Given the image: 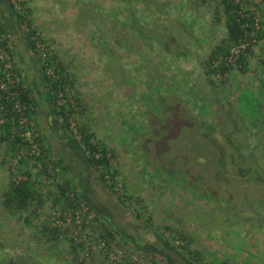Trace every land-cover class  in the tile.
<instances>
[{
    "label": "rangeland",
    "instance_id": "rangeland-1",
    "mask_svg": "<svg viewBox=\"0 0 264 264\" xmlns=\"http://www.w3.org/2000/svg\"><path fill=\"white\" fill-rule=\"evenodd\" d=\"M16 1L31 25L12 19L0 53L32 106L21 119L27 145L0 141V264H264V38L244 49L242 68L235 57L246 43L231 48V69L207 73L204 61L225 35L218 0ZM6 17L1 1L0 22ZM30 26L42 62L55 59L45 71L67 76L66 127L50 122L21 36ZM78 126L107 151L103 178L104 167L68 142L81 140ZM41 151L49 175L31 163ZM17 179L42 202L3 208ZM80 204L91 221L76 222Z\"/></svg>",
    "mask_w": 264,
    "mask_h": 264
},
{
    "label": "trees",
    "instance_id": "trees-1",
    "mask_svg": "<svg viewBox=\"0 0 264 264\" xmlns=\"http://www.w3.org/2000/svg\"><path fill=\"white\" fill-rule=\"evenodd\" d=\"M5 5L10 18L6 17L5 20L0 22V35L12 28V19L23 24L27 21L31 25L30 21L26 18V15L20 13L16 9V0H0ZM128 1V0H126ZM217 11L223 14V25L225 27V35L213 46L212 50L208 54L204 61L207 73H224L232 68L229 58L232 56L231 48L238 47L241 43H246L243 49H239L235 60L239 63L240 68L245 65L244 49H249L253 42H256L264 38V4L262 1L256 2V0H218ZM35 29L30 26L22 34V38L27 47L32 51V61L39 70V86L41 88V94L44 102L46 103L47 113L55 116L52 124L56 128V122L62 127L69 125V115L73 112L65 89V85L68 82L67 76L60 72L59 68H54V72L57 75L49 74L45 71L47 65L51 66L55 60L52 55H48L43 63L39 56V48L36 44L37 40L33 34ZM241 50V51H240ZM60 64V63H58ZM4 77L2 67L0 68V141H6L11 149L20 151L27 145V140L24 136L25 127L21 121L22 115L29 116L32 106L31 91L28 86L23 83H13L12 86L6 88L1 87V78ZM15 93V94H13ZM16 103L19 105L17 106ZM81 133V140L77 141L74 137L68 135L71 145H74L79 150L81 157L87 161L88 164H94L95 166H103L104 171L101 172V177H104L105 171H108L109 157L107 151L104 148H98L95 143L91 141V134L87 133L83 126H78ZM32 158V164L40 162L43 171L49 175L47 170V163L44 161V157L47 154L41 151L39 154L31 153L29 155ZM52 161L53 165L58 164L60 159ZM25 174L29 175V170H24ZM67 185V181L65 182ZM59 194L63 195L66 187L59 184ZM81 198L85 203L90 205V200L86 196L85 192H80ZM36 202L40 204L42 202L41 194L30 185L28 179L23 180H11L8 187L2 193L1 204L3 208L9 212H17L28 210L30 205ZM46 231L54 238L57 232V228H46ZM159 237V235H157ZM165 244H168L166 240H163ZM83 246L82 242L75 243L72 249L75 251L77 247ZM138 247L142 250H150L155 254H162L163 252L152 243L138 244ZM170 264H174L171 258H167Z\"/></svg>",
    "mask_w": 264,
    "mask_h": 264
},
{
    "label": "built area",
    "instance_id": "built-area-1",
    "mask_svg": "<svg viewBox=\"0 0 264 264\" xmlns=\"http://www.w3.org/2000/svg\"><path fill=\"white\" fill-rule=\"evenodd\" d=\"M1 67H2V72L4 73V77L1 78V87L6 88L7 85L12 86L14 83V80L11 79V77L9 76V73L5 70V66L3 63V55L0 53V68ZM13 94H15V93H13ZM16 105L18 106L19 104L16 103ZM74 213H75V220L78 223H81V219H84V221L87 223V222L91 221V219L93 217L89 206L85 205V204H80L78 209L75 210ZM82 216H83V218H81Z\"/></svg>",
    "mask_w": 264,
    "mask_h": 264
}]
</instances>
